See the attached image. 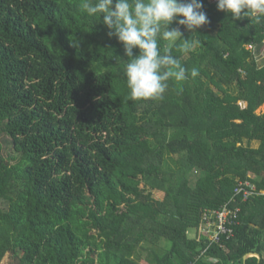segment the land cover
Masks as SVG:
<instances>
[{
	"label": "trees",
	"instance_id": "trees-1",
	"mask_svg": "<svg viewBox=\"0 0 264 264\" xmlns=\"http://www.w3.org/2000/svg\"><path fill=\"white\" fill-rule=\"evenodd\" d=\"M81 3L0 0V262L264 264V60L246 49L263 46L264 23L203 0L208 28L181 27L199 47L172 50L188 79L131 100L129 58ZM241 182L258 195L207 247L202 213Z\"/></svg>",
	"mask_w": 264,
	"mask_h": 264
},
{
	"label": "clouds",
	"instance_id": "clouds-1",
	"mask_svg": "<svg viewBox=\"0 0 264 264\" xmlns=\"http://www.w3.org/2000/svg\"><path fill=\"white\" fill-rule=\"evenodd\" d=\"M216 8L232 21L246 17L264 23V0H216ZM80 9L89 17H99L107 35L122 45L129 58L123 76L131 100L162 99L170 79H188V71L172 50L175 47L187 54L199 47L200 41L186 39L181 27L193 34L210 23L203 0H82ZM173 23L176 26L170 27ZM161 40L167 42L163 49ZM134 49L138 50L135 54ZM190 75L197 77L199 70L193 68Z\"/></svg>",
	"mask_w": 264,
	"mask_h": 264
},
{
	"label": "built area",
	"instance_id": "built-area-1",
	"mask_svg": "<svg viewBox=\"0 0 264 264\" xmlns=\"http://www.w3.org/2000/svg\"><path fill=\"white\" fill-rule=\"evenodd\" d=\"M209 2L216 3V0H209ZM247 50L254 51L257 63L264 60V43L257 52L252 46H247ZM254 195H258L254 186L248 182H241L227 203L217 210H207L202 213L198 233L202 238L206 239L207 247L213 244H220L222 238L229 240L233 237L234 227L238 224L239 204L246 202ZM205 250L203 249L201 254Z\"/></svg>",
	"mask_w": 264,
	"mask_h": 264
},
{
	"label": "rangeland",
	"instance_id": "rangeland-1",
	"mask_svg": "<svg viewBox=\"0 0 264 264\" xmlns=\"http://www.w3.org/2000/svg\"><path fill=\"white\" fill-rule=\"evenodd\" d=\"M205 28H208V26L206 25V26H204ZM246 49H247V47H246ZM240 106L241 107H243V105L242 104H240ZM256 114H264V105H262L257 111H256ZM1 142V145H2V151H1V154L5 157L6 155H8L9 153H10V149H9V147H7V145L6 144H4L3 143V140L1 139L0 140ZM246 143H244V145H245ZM250 146L252 147V148H257L258 147V143L257 142H252V143H250ZM152 197H153V199H155V200H162L163 199V193H161V192H157V191H154V192H152ZM188 236L190 237V238H193L194 236H195V233H194V231H191V232H189L188 233ZM11 263H13V258H12V256L10 255V254H6L5 256H4V258L2 259V261L0 262V264H11ZM144 264V263H143Z\"/></svg>",
	"mask_w": 264,
	"mask_h": 264
},
{
	"label": "water",
	"instance_id": "water-1",
	"mask_svg": "<svg viewBox=\"0 0 264 264\" xmlns=\"http://www.w3.org/2000/svg\"><path fill=\"white\" fill-rule=\"evenodd\" d=\"M249 257H256V258H259V256L256 255V254H249V255L244 256L243 261H245V260H246L247 258H249Z\"/></svg>",
	"mask_w": 264,
	"mask_h": 264
},
{
	"label": "crops",
	"instance_id": "crops-1",
	"mask_svg": "<svg viewBox=\"0 0 264 264\" xmlns=\"http://www.w3.org/2000/svg\"><path fill=\"white\" fill-rule=\"evenodd\" d=\"M257 259H259V258H257Z\"/></svg>",
	"mask_w": 264,
	"mask_h": 264
}]
</instances>
